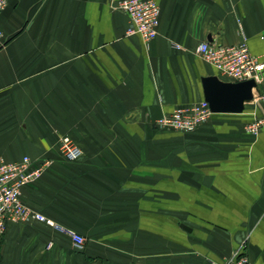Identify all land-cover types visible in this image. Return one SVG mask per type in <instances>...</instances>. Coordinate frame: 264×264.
Listing matches in <instances>:
<instances>
[{
  "label": "crops",
  "instance_id": "1",
  "mask_svg": "<svg viewBox=\"0 0 264 264\" xmlns=\"http://www.w3.org/2000/svg\"><path fill=\"white\" fill-rule=\"evenodd\" d=\"M116 1L9 0L0 13V158L53 160L23 199L86 238L9 223L0 264H222L237 250L264 263V126L247 130L264 118V79L242 112L191 132L156 126L205 99L204 77L232 81L200 43L246 38L264 58V0H154L149 42L126 35Z\"/></svg>",
  "mask_w": 264,
  "mask_h": 264
},
{
  "label": "built area",
  "instance_id": "2",
  "mask_svg": "<svg viewBox=\"0 0 264 264\" xmlns=\"http://www.w3.org/2000/svg\"><path fill=\"white\" fill-rule=\"evenodd\" d=\"M9 0H0V13L7 7ZM115 6L129 16L126 35H140L144 41L153 40L159 33L161 8L154 0H118ZM3 32L0 30V47L3 44ZM197 52L219 72L232 81L254 79L259 83L264 79V58L251 53L247 39L238 44H214L208 41L200 43ZM264 101V92L258 94ZM213 111L205 99L186 106L177 107L172 113L156 120V126L183 132L196 130L208 121ZM264 126V118H257L247 125V130L257 134ZM59 149L66 161L73 162L81 157L82 150L69 136L60 140ZM53 160L45 158L34 161L24 156L21 161H6L0 158V242L9 223H25L33 220L44 222L67 234L74 244L82 246L85 236L66 228L47 217L44 213L32 209L23 199V188L41 178ZM52 244V242L50 243ZM222 264H264L253 263L249 256L237 250Z\"/></svg>",
  "mask_w": 264,
  "mask_h": 264
},
{
  "label": "water",
  "instance_id": "3",
  "mask_svg": "<svg viewBox=\"0 0 264 264\" xmlns=\"http://www.w3.org/2000/svg\"><path fill=\"white\" fill-rule=\"evenodd\" d=\"M205 100L213 112H242L254 100L258 84L254 79L225 81L217 75L203 78Z\"/></svg>",
  "mask_w": 264,
  "mask_h": 264
}]
</instances>
